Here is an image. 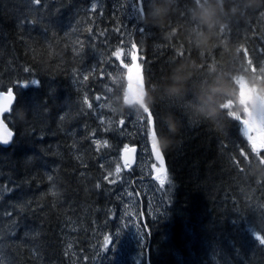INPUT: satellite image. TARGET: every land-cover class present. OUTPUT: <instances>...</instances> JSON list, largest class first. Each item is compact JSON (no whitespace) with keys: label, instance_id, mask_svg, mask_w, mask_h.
Here are the masks:
<instances>
[{"label":"trees","instance_id":"16d2710c","mask_svg":"<svg viewBox=\"0 0 264 264\" xmlns=\"http://www.w3.org/2000/svg\"><path fill=\"white\" fill-rule=\"evenodd\" d=\"M93 2L0 0V91L16 94L4 115L15 136L0 144V264H90L97 223L116 206L98 164L112 144L99 148L94 140L111 135L97 120L105 107L89 108L84 98L104 91L102 44L119 39L109 29L102 42L87 39ZM145 4L137 25L144 33L134 36L144 101L158 113L160 142L171 145L163 151L170 176L164 214L144 221L146 264H264V247L250 231L264 235V162L258 157L241 173L251 141L226 107L240 98L241 79L264 97V4L223 0L225 9L241 11L223 15L205 47L191 34L196 0ZM154 5L168 8L159 22L145 19ZM173 75L181 79L176 94L168 91ZM33 79L39 82L18 85ZM209 101L211 117L200 110Z\"/></svg>","mask_w":264,"mask_h":264},{"label":"rangeland","instance_id":"374dc122","mask_svg":"<svg viewBox=\"0 0 264 264\" xmlns=\"http://www.w3.org/2000/svg\"><path fill=\"white\" fill-rule=\"evenodd\" d=\"M145 2L148 0H144V4ZM94 3L97 4L99 11L95 12L98 15L108 13L112 18V24L121 30L123 37L115 42L114 46L109 43L106 53V70L101 77L104 91L102 86L101 92L96 93L93 100L87 96L84 98L87 99L88 104L92 105L91 108L105 107L104 112L96 113L97 120L111 135L106 134L104 138L94 137V140L100 141L99 145L96 144L99 148L105 141L112 144L104 148L106 154H102L98 164L104 169L101 174L102 179L108 178L105 179L108 188L105 187L107 189L105 195L117 201L116 206L110 209L108 216L97 223L98 229L91 243L92 257L89 261H91L90 264H146L147 235L145 223L141 222V215L144 213L146 219L163 215L165 204L159 181L152 177L156 172L153 165L156 168L159 166L152 158L151 141L143 131L142 120L146 115L138 106L129 107L123 102L125 75L131 67L124 64H131V39L138 31L136 28L140 23V16L138 9L134 16L126 14L128 9L126 0H95ZM118 50L127 54V58L120 59L114 56L113 53ZM103 58L105 57H100V59ZM240 85L242 87L240 98L236 102L228 103L226 107L230 108L231 113L239 121H248L245 127L251 126L253 135L256 136V129L264 126V97L242 79ZM97 97L100 99L97 100ZM130 144L138 145L139 150L137 166L131 170L126 169L128 167L121 158L125 145ZM102 184L103 180L99 185L102 186ZM106 235L112 236V240L110 246L104 251ZM71 250V254L76 256L72 244ZM74 264L78 263L74 262Z\"/></svg>","mask_w":264,"mask_h":264},{"label":"snow or ice","instance_id":"6c2138e0","mask_svg":"<svg viewBox=\"0 0 264 264\" xmlns=\"http://www.w3.org/2000/svg\"><path fill=\"white\" fill-rule=\"evenodd\" d=\"M30 2L34 3L35 5L39 6L43 3V0H30ZM127 5H128V9H126V14L129 15H135L137 9L139 8L140 10H142L143 8V4H144V0H126ZM98 8L96 3H91V9L93 11H96ZM34 23V21H33ZM137 30H139L141 33H143V28L140 26H137ZM137 51H138V46L136 43H131V63L133 61V59L135 60V69L139 70V73L142 77V65L140 63H138V59H140L137 56ZM114 56H116L117 58L120 59H126L127 58V54L122 53L120 50L116 51L113 53ZM245 55L247 56V52L245 51ZM249 63H251V61L249 60ZM124 65H130V64H124ZM25 72H31V69L29 68H25L24 69ZM85 79H87V77H85ZM32 83V84H37L39 81L38 80H30V81H25L22 83H19L18 85H23V84H27V83ZM17 85H14V87H16ZM8 98H9V102L10 99L13 97V91L12 89L8 90ZM100 97H97V100H99ZM85 103L88 104L87 99L85 100ZM88 107L91 108L92 105L88 104ZM7 108H3L0 109V111H7ZM157 120H158V113H153L152 109H149L146 111V116L145 118L142 120L143 121V131L144 134L150 139L151 141V150L152 153L155 155L157 161L159 162V168H156L155 165H153L154 170L156 171V177L155 179L159 181L160 184V188L163 189L167 186V183L170 182V176L169 173L165 167V163H164V156H163V152L159 147V143L156 139V126H157ZM103 122V121H102ZM241 123L244 126V134L247 136L248 141H252V143H250L251 145V152L246 154L245 158V154L241 153V157H242V163H243V167H240V171L241 173L245 172V168L248 164L251 163L252 160L257 159L258 157L261 159L262 162H264V154L261 153V150L264 149V126L256 129L255 133L257 134L256 136L253 135V131L251 130V126L245 127L246 125H248V121L246 120H242ZM121 124H123V121H121ZM10 136V134H9ZM4 144H7L9 142L8 139H3L2 141H0ZM96 144L99 145L100 141H96ZM105 144H107V142L105 141ZM255 146V151H253V147ZM127 145H125V149H127ZM253 154H255L253 156ZM234 166L239 167V163H234ZM117 171H119V169H117ZM52 177H49V180H51ZM105 179H108L107 177H105ZM127 215V213H126ZM129 219H131V216H129ZM250 231L252 232L254 239L258 242V244L262 247H264V235L258 233V232H254V230L252 228H250ZM112 240V236H104V244H103V248L104 251L105 249H107L110 246V242Z\"/></svg>","mask_w":264,"mask_h":264},{"label":"clouds","instance_id":"9594fccd","mask_svg":"<svg viewBox=\"0 0 264 264\" xmlns=\"http://www.w3.org/2000/svg\"><path fill=\"white\" fill-rule=\"evenodd\" d=\"M264 4V0H244L245 8H255ZM241 9L236 6H231L227 9L223 7V0H196L194 7L190 9L189 15L192 19L196 21V24L191 28V34L194 43L198 47L207 46L215 32L222 25V16L223 15H236L240 12ZM168 13V8L162 5H154L151 8L150 13L146 14L145 19L151 18L155 22H159L163 19ZM175 35L174 31L169 32V36ZM181 79L178 75H173L171 83L168 85V91L176 94L181 91L180 88ZM201 112L206 113L209 117L214 114V105L211 101L208 104L201 107ZM27 115L25 113V119ZM169 131L174 137L178 136L180 133V128L176 125L175 120L170 122ZM159 147L162 151H166L171 147L165 141L159 143ZM264 167V166H262Z\"/></svg>","mask_w":264,"mask_h":264},{"label":"water","instance_id":"95a60500","mask_svg":"<svg viewBox=\"0 0 264 264\" xmlns=\"http://www.w3.org/2000/svg\"><path fill=\"white\" fill-rule=\"evenodd\" d=\"M141 14L143 13V8L142 10H140ZM139 52V48L137 51V56L140 58V53ZM139 63V59L137 61ZM135 66V60L133 59L132 63H131V68L129 69V71L127 72V75L125 78H127V85L125 87L126 90V96H125V102H127L130 105H135L138 104L143 112L146 114V111L149 110L146 102L144 101L145 97H146V89H145V77H143V73H142V77L139 73L138 69L134 68ZM8 91H1L0 92V109L3 108H7V111H0V141H2L3 139H8L9 142L7 144H4L2 142H0L1 145L3 146H9L11 145V142L14 138V131L11 130V128L9 127L8 123L6 122V120L3 118L4 114L8 113L11 111V106L14 103L15 100V94L13 92V97L10 99L9 102V98L7 95ZM10 134V136H9ZM156 139L158 141V143H160L159 137L157 136L156 133ZM150 149H151V143H150ZM122 162L126 165H128V167H132L136 164V160H137V147L136 146H129L127 147V149H123L122 150ZM163 152V151H162ZM152 153V150H151ZM163 156H164V163H165V167L167 169V164L165 161V155L163 152ZM152 158L154 161L157 162V164L159 165V162L157 161L155 155L152 153ZM157 173H155L154 177L156 176ZM147 264H149V262H147Z\"/></svg>","mask_w":264,"mask_h":264},{"label":"bare ground","instance_id":"6f19581e","mask_svg":"<svg viewBox=\"0 0 264 264\" xmlns=\"http://www.w3.org/2000/svg\"><path fill=\"white\" fill-rule=\"evenodd\" d=\"M86 11H89L91 13V20L89 21L88 23V26L89 25H92L90 26L89 28H92L94 30V32L89 36L91 38V41H100L102 42V38H103V33H104V26H103V23H99L97 22V24H95L96 21H93V16H92V13L94 11H92L91 7L90 8H86ZM112 23V19L110 21ZM116 25L112 24V27L111 28H107L109 30H112L115 34L118 35V39L122 38L123 37V34L121 33V30L120 29H117L115 27ZM102 62V61H101ZM9 89H12V91L14 92V89L13 88H8L6 90H1V91H8ZM0 91V92H1ZM15 94V93H14ZM16 96V94H15ZM10 127V126H9ZM12 130V129H11ZM13 131V130H12ZM14 136H15V132H14ZM14 139V138H13ZM13 141V140H12ZM12 144V142H11ZM137 161V160H136Z\"/></svg>","mask_w":264,"mask_h":264},{"label":"flooded vegetation","instance_id":"af4514ba","mask_svg":"<svg viewBox=\"0 0 264 264\" xmlns=\"http://www.w3.org/2000/svg\"><path fill=\"white\" fill-rule=\"evenodd\" d=\"M92 16H93V21H98V20H100L101 19V21L100 22H98V24L99 23H103V26H104V30H107V28H111L112 27V23L110 22L111 21V17L108 15V13L107 14H97L96 12H93L92 13ZM85 18H86V16H85ZM86 21H87V18H86ZM104 34V33H103ZM88 38H90V37H87V39ZM134 37H132V39H133ZM100 59V58H99ZM100 61H101V59H100ZM127 106V105H126ZM131 145H135V144H130V145H128V146H131ZM135 146H137L138 147V145H135ZM126 169H129V168H126ZM129 170H131V169H129ZM129 173H131V171H129ZM145 215H144V213H142V215H141V222L143 223L144 221H145Z\"/></svg>","mask_w":264,"mask_h":264}]
</instances>
